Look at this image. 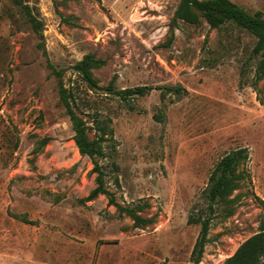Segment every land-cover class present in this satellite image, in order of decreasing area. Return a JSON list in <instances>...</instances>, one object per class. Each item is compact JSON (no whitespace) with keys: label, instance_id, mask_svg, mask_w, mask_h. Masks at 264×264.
I'll return each mask as SVG.
<instances>
[{"label":"rangeland","instance_id":"obj_1","mask_svg":"<svg viewBox=\"0 0 264 264\" xmlns=\"http://www.w3.org/2000/svg\"><path fill=\"white\" fill-rule=\"evenodd\" d=\"M179 1L0 0V264H193L201 224L190 216H210L198 264H222L264 227L256 37L200 14L171 29ZM231 1L264 15V0ZM88 53L103 62L96 88L72 68ZM55 71L100 149L110 196L85 198L96 173L73 140ZM110 82L149 89L121 98ZM238 147L244 177L210 213V173Z\"/></svg>","mask_w":264,"mask_h":264},{"label":"trees","instance_id":"obj_2","mask_svg":"<svg viewBox=\"0 0 264 264\" xmlns=\"http://www.w3.org/2000/svg\"><path fill=\"white\" fill-rule=\"evenodd\" d=\"M197 14L204 17L211 27H218L226 21H233L236 25L252 33L256 37L253 54L260 57L256 74L257 77L260 78L264 75V15L260 11L250 13L231 0H180L171 20V29L174 28L178 19L191 23L196 22L198 20ZM31 21L34 22V19H31ZM102 63V60L96 58L92 53H88L77 61L72 68L81 76L82 80L89 87L96 88L99 86L96 78L92 74V69L99 67ZM55 74L58 78L61 75L59 71H55ZM105 89L119 95L121 98H126L130 95H143L149 88L143 85L115 90L112 82H110ZM167 89L169 91H174V93H180L183 88L178 85L168 87ZM59 98L71 120L74 131L73 140L79 153L87 155L91 159L93 164L91 170L96 173V186L92 188L85 197L86 200H90L98 194L110 196L108 190L103 186V173L98 161L94 158L95 155L100 153V149L96 146L95 140L88 138L85 123L73 110L70 104L68 90L64 87L60 78ZM47 139L48 138L42 139L40 142L41 145H43ZM247 157V148L238 147L223 155L212 169L209 176V183L205 190V197L208 200V209L210 213H213L214 206L218 201L224 200L239 187L240 181L244 176L237 170V167L238 164ZM260 201L264 207V200ZM109 203L114 204L119 209L122 208L119 204L114 202L112 197H109ZM125 211H127V214H129L136 223L140 221L141 218L133 209L125 208ZM188 222H200L201 224L199 234L190 253L192 263L198 264L204 252L205 244L208 241L207 234L210 216L206 218L190 216ZM159 264L164 263L162 262ZM222 264H264V227H261L258 231L244 239L234 252L224 259Z\"/></svg>","mask_w":264,"mask_h":264}]
</instances>
